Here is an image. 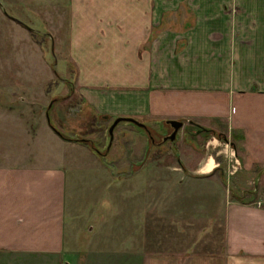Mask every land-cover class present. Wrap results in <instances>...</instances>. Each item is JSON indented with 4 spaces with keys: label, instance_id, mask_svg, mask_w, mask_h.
<instances>
[{
    "label": "rangeland",
    "instance_id": "rangeland-1",
    "mask_svg": "<svg viewBox=\"0 0 264 264\" xmlns=\"http://www.w3.org/2000/svg\"><path fill=\"white\" fill-rule=\"evenodd\" d=\"M102 1L103 4L101 0H0V105L23 109L21 117L35 128L37 122L41 125L45 119L47 132L40 131L31 149L46 165L55 162L52 157L65 152L59 151V146L50 140L57 131L63 138L86 140L89 150L97 157L103 155L107 162H114V172L119 173L117 159L123 161L122 142L131 136L129 133L124 136V131L129 125L140 127L119 121L106 147L109 124L116 117L140 123L148 118L158 119L152 114L124 111V106H134V94L147 89L138 86L135 78L141 68L139 61H149L147 73L154 76L157 72L155 78L160 82L157 84L162 86L166 82L168 86L175 85L173 76L179 67L187 82H191L188 88L225 89L221 84H232L239 74L238 65L231 59L233 41L239 37L235 36L236 26L264 23V16L253 21L233 2H224L221 9H216L211 5L214 0L208 1L205 13H201L194 0H184L188 7L180 3L177 8V0H150L148 6L142 0V7L146 8L138 14L139 9H134L137 0ZM108 3H115L120 9L100 7ZM238 42L246 45L243 36ZM220 48L225 50V56L220 57ZM260 50L264 57V47ZM220 58L224 63L219 64ZM162 78L165 82H161ZM83 87L109 94L102 103L105 112L82 98ZM179 121L186 124L183 118ZM196 121L213 131L195 134L193 126L185 125L176 136L177 141H168L163 137L170 132L169 126H165L162 136L150 135L146 129L152 138V143L147 141L146 146L151 153L186 152L191 163V157H212L217 163L212 175L196 179L195 175L185 173L144 172L121 174L117 178L111 173L109 201L104 199L106 218H86L88 211L93 213L91 199L86 198L82 185L91 180L92 174L70 172L66 183L73 187L66 192L65 205L72 213L81 215L64 218L63 242L68 253L46 256L0 253V264H217L221 259L224 264L222 202L208 197L203 200L199 188L204 184L219 190L215 182L220 180L230 197L248 192L253 195L258 175H246L240 170L235 157L237 154L244 158L242 142L235 141L237 137L231 138L237 132L227 130L226 120L205 117ZM217 133H222L226 140L218 138ZM14 136L15 132L8 134L3 127L1 152H6V142H13ZM175 161V157H163L158 164H152L161 166ZM119 183L126 185V189L138 186L135 192L126 191L127 218H117L123 205L117 198ZM171 185L179 189L170 188ZM241 187L245 189H237ZM258 190L261 191L260 186ZM207 194L212 195V191ZM158 195L157 203L151 204V197ZM164 196L174 204L173 213L166 214V207H160ZM71 202H75L73 207ZM86 203H90L88 208ZM97 209L101 213V208Z\"/></svg>",
    "mask_w": 264,
    "mask_h": 264
},
{
    "label": "crops",
    "instance_id": "crops-1",
    "mask_svg": "<svg viewBox=\"0 0 264 264\" xmlns=\"http://www.w3.org/2000/svg\"><path fill=\"white\" fill-rule=\"evenodd\" d=\"M208 1L211 0H194V3L201 13H205L204 8L209 6ZM224 2L237 4L243 13L249 16V19H251L250 16L254 18L253 21L258 16L259 18L264 16V0H214V4L211 5H214L213 8L221 9ZM103 3L101 0L100 4ZM180 3L188 4L184 0H177L176 8ZM145 4L151 5L150 0H145ZM110 6H114L113 9H120L115 6V3H108L106 6L100 7L111 9ZM145 8L142 7V0H137L134 6V9H139L137 13H142V9ZM263 31L264 23L261 22H256L252 27L236 26L235 36L241 38L238 37L233 41V50L231 51L233 58L231 59L238 65L239 74L232 84H221L223 87L226 86L225 89L188 88L191 82H187L179 67L175 70L178 72L176 75L171 73L176 76L173 78H176L177 81L173 87L168 86L167 82L165 86L159 85L157 84L160 83L158 78L157 80L155 78L157 72L154 76H150L147 73V70H150L149 61L142 60V63L139 61L141 68L137 69L135 78L138 80V86H144L147 89L132 96L134 98L133 107L124 106L125 113L129 111L143 116L152 114L158 116V119L148 118L141 122L144 127L139 129L131 125L125 129L124 136L128 133L131 136L122 142L123 161L121 162L120 158L117 159L120 174L185 173L195 175L196 179L213 174L217 163L212 157H209L212 163L211 169L203 171L201 170L202 164L209 159L208 157H191V163L186 152L159 153L155 151L151 153V148L146 146L149 141L152 143L148 131L150 135H165L163 133L166 128L165 120L179 121L183 118L187 125L201 126L197 123V119L212 117L215 120H226L227 130L237 132L234 134V137L238 138L235 141L242 142L243 151H241L244 158H239L237 154L235 158L237 161L239 160V168L243 173L258 175L257 183L252 190L255 193L252 195L251 192H248L240 197L237 195L230 197L226 187H222L220 180L215 182L219 190L213 186L206 187L204 184H201V188H199L202 193L200 197L203 200L208 197L218 203L219 199L222 202V210H220L222 215L220 213V216L224 218V251L226 254L225 261L223 260L224 264H264V57L260 50L262 46L264 47V34H260ZM242 36L246 40V45L238 42ZM219 51L220 57H222L225 50L220 48ZM221 60L222 58H220L219 64L224 63ZM161 82H165L163 78ZM193 84L199 87L196 83ZM216 86L220 85H214V87ZM81 91H83L81 92L83 99L99 108V111L105 112L102 103H104L103 100H106V96L109 98L108 93L103 92L106 94L104 96L103 93L89 87L87 89L83 87ZM123 98L129 99L126 96ZM20 111L23 109L18 110L0 105V131L5 126V131L7 130L8 134L15 132L14 141L6 142V152L0 151V253L27 256L65 255L68 252L63 242L66 226L64 218H80L75 215H81L72 213L65 205L66 192L73 187L71 184L67 185V175L70 172L77 175L92 174L91 180H86V183L82 185L85 186L83 191L86 192V198L91 199V206H93L91 207L90 203L85 204L86 208L90 206V211L93 213L92 215L88 211L86 218H106L103 208L106 205L104 199L109 201L111 171L109 166L91 152L86 145L62 139L57 133H54V136L49 139L59 146V151L63 149L65 152L52 157L51 159L55 161L53 164H44L31 147L36 137L40 135V131L47 132L44 126L45 119L44 122L41 121V125L40 121L37 122L35 128L21 117ZM102 118L104 119L105 115ZM186 124L182 123V130ZM31 130H34L36 134L31 133ZM179 131L181 130L176 132V136L181 133ZM231 135L233 134L230 132ZM231 147L234 148L233 145ZM11 151L12 154H10ZM40 151V149L37 150L39 153ZM163 157H175L176 161L169 164L161 162V166L152 164H158V159ZM189 161L190 165H187L186 163ZM259 186L261 191L258 190ZM117 187V198L121 205L123 204L122 209H118L117 218H127L124 204L127 200L126 191L135 192L138 190V186L126 189V185L119 183ZM237 187L240 186L237 184ZM170 188L175 187L171 185ZM237 189L243 191L245 188ZM99 190H101V195ZM207 191H212L213 196L207 194ZM104 194H107V198ZM158 197L159 195L151 197V204L157 203ZM164 197V202L160 207H166V214L173 213L174 204L169 202L167 196ZM153 198L155 200H152ZM74 203L71 202V207L74 206ZM98 207L101 208V213H99ZM79 208H83V205ZM215 210L217 209L215 208ZM221 260L217 264H223Z\"/></svg>",
    "mask_w": 264,
    "mask_h": 264
},
{
    "label": "water",
    "instance_id": "water-1",
    "mask_svg": "<svg viewBox=\"0 0 264 264\" xmlns=\"http://www.w3.org/2000/svg\"><path fill=\"white\" fill-rule=\"evenodd\" d=\"M14 21L18 22L20 24L19 21L13 19ZM46 115V114H45ZM46 120L47 117H46ZM119 121H127V122H130L132 124H135L139 127H144V124L140 123V122H137L136 120L134 119H131V118H120V117H116L112 120V122L109 124L108 128H107V134H108V143H107V146H109V143L111 142V137H112V130L113 128L115 127V125L119 122ZM165 123L168 124L171 128V132L170 134L167 136V137H164L163 139H168L169 141L173 140L177 130L181 129L182 128V122L181 121H178V120H174V119H168V120H165ZM52 129L54 130V128L52 127ZM203 130L205 131L206 129L203 128ZM55 131V130H54ZM201 131V128L198 127L197 130L195 131L196 133ZM57 134H59L57 131H55Z\"/></svg>",
    "mask_w": 264,
    "mask_h": 264
},
{
    "label": "trees",
    "instance_id": "trees-1",
    "mask_svg": "<svg viewBox=\"0 0 264 264\" xmlns=\"http://www.w3.org/2000/svg\"><path fill=\"white\" fill-rule=\"evenodd\" d=\"M193 126V125H192ZM194 127V129H195V131L197 130V128L198 127H200L201 128V131H199V132H197V133H211L213 130H203V127H201V126H193ZM146 128V127H145ZM194 131V132H195ZM186 132L187 133H189V131L187 130V128H186ZM193 132V133H194ZM150 134V133H149ZM195 134H196V132H195ZM61 136V135H60ZM224 135L222 134V133H217V137L218 138H220V139H222L223 141H225L226 140V138H225V136L223 137ZM61 138H63L62 136H61ZM150 138V137H149ZM231 138H233L234 139V136H232ZM63 139H66V140H72V141H79V142H81L82 144H84V145H86V146H88V142L86 141V140H75L74 138L72 139L71 137H66V138H63ZM150 139H152V138H150ZM230 145H233L234 146V144H233V142L231 141V144ZM90 148V147H89ZM91 150V149H90ZM93 151V150H92ZM95 151V153H97V154H99V152L98 151H96V150H94ZM99 155H102V154H99ZM99 158H101V161H103L107 166H109V168H110V171H111V173L112 174H115L114 176L115 177H120V173H117V172H114V168L112 167V166H114L113 165V163L114 162H107L106 160H105V158H104V156L102 155V156H100ZM122 175H124V176H126V175H129V173H126V174H122ZM232 195V194H231Z\"/></svg>",
    "mask_w": 264,
    "mask_h": 264
},
{
    "label": "bare ground",
    "instance_id": "bare-ground-1",
    "mask_svg": "<svg viewBox=\"0 0 264 264\" xmlns=\"http://www.w3.org/2000/svg\"><path fill=\"white\" fill-rule=\"evenodd\" d=\"M202 169L203 171H208L211 169L212 163L210 161V159L206 160L203 164H202Z\"/></svg>",
    "mask_w": 264,
    "mask_h": 264
},
{
    "label": "flooded vegetation",
    "instance_id": "flooded-vegetation-1",
    "mask_svg": "<svg viewBox=\"0 0 264 264\" xmlns=\"http://www.w3.org/2000/svg\"><path fill=\"white\" fill-rule=\"evenodd\" d=\"M165 125L169 126V125L166 124V123H165ZM186 125H187V124H186ZM169 128H170V126H169ZM170 132H171V128H170ZM170 132H169L168 134H166L165 137H167V136L170 134ZM175 137H176V135L174 136L173 141L175 140ZM167 140H168V139H167ZM168 141H169V140H168ZM171 141H172V140H171Z\"/></svg>",
    "mask_w": 264,
    "mask_h": 264
},
{
    "label": "built area",
    "instance_id": "built-area-1",
    "mask_svg": "<svg viewBox=\"0 0 264 264\" xmlns=\"http://www.w3.org/2000/svg\"><path fill=\"white\" fill-rule=\"evenodd\" d=\"M235 168V165L232 166V170ZM232 172V171H231Z\"/></svg>",
    "mask_w": 264,
    "mask_h": 264
}]
</instances>
